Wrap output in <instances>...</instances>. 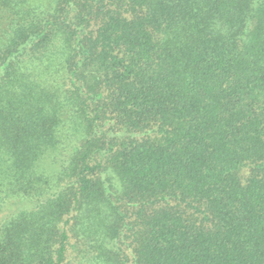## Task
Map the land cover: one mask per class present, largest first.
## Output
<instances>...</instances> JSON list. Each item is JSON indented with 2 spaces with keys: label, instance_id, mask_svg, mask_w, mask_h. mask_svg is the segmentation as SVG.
Returning <instances> with one entry per match:
<instances>
[{
  "label": "trees",
  "instance_id": "1",
  "mask_svg": "<svg viewBox=\"0 0 264 264\" xmlns=\"http://www.w3.org/2000/svg\"><path fill=\"white\" fill-rule=\"evenodd\" d=\"M0 264H264V0H0Z\"/></svg>",
  "mask_w": 264,
  "mask_h": 264
}]
</instances>
